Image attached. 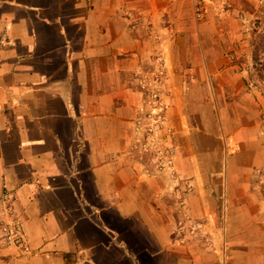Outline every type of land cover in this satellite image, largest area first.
<instances>
[{
  "label": "crops",
  "instance_id": "obj_1",
  "mask_svg": "<svg viewBox=\"0 0 264 264\" xmlns=\"http://www.w3.org/2000/svg\"><path fill=\"white\" fill-rule=\"evenodd\" d=\"M225 1L0 0V234L29 250L0 264H264L260 42ZM156 74L173 182L134 150Z\"/></svg>",
  "mask_w": 264,
  "mask_h": 264
},
{
  "label": "rangeland",
  "instance_id": "obj_2",
  "mask_svg": "<svg viewBox=\"0 0 264 264\" xmlns=\"http://www.w3.org/2000/svg\"><path fill=\"white\" fill-rule=\"evenodd\" d=\"M191 1L194 7V2L193 0ZM234 1L235 4L237 3L241 5V8L237 7L240 15L239 19L241 20L240 23L241 37L242 38L244 36L248 37L249 35V41L250 40L252 41V38L254 37L255 34L257 36V39L259 38L260 43L254 42V51H255L254 53L258 64L256 65V67L252 66L254 71H252L253 78H252V82H250L249 84V88L255 90L256 92H258V95L261 94V96L264 97V45L261 44V42L264 43V0H254L257 2L255 5L251 4L247 0H234ZM207 4H208L209 13L207 16L204 17V19L202 18L200 20H205L207 19V17L211 16L212 8L214 7V5L218 6L217 7L218 11L216 12V14H218L219 16H226L227 13H229L228 10L233 9V7H229V4H233V2L225 1V0H208ZM242 41L243 40H240V42ZM148 79L154 80L155 78L153 76H149ZM251 83H253L254 85L251 86ZM142 91L144 92L145 102H146L148 97V92L145 93V90ZM145 110H147L146 106L145 108L144 107L142 108L141 115L139 116V118L145 117V113H146ZM136 120L134 121L135 122L134 130L135 133L138 135L139 140L138 143L134 145L135 152H137L140 157L150 158V163L152 164L151 166L157 172V176H160V172L163 173L164 171H166L169 173L168 175L170 176V180L172 182L176 181L179 175L176 173L174 168L175 165L174 159L176 158L175 153L170 152V154H168L163 148L162 146L163 143L161 141V138L158 136L159 134L157 135L158 131L156 129L157 128L156 124L153 123L154 125L153 127L151 126L140 127L136 123ZM159 126L161 125L159 124ZM148 128H155L154 132L153 133L147 132L146 129ZM262 173L264 175V171H262ZM189 192L190 191L187 190V194H189ZM184 220L190 223V225L193 224L191 223L192 219L189 220L188 216H186ZM194 223L195 224L192 225L191 229L193 228L195 229V226L198 224H203L202 222H195V221ZM203 226L205 227L204 224ZM191 229H187V230H191ZM196 231L199 233L204 232L209 236V233L205 228L196 229ZM180 234H181L180 237H182L183 232H181Z\"/></svg>",
  "mask_w": 264,
  "mask_h": 264
},
{
  "label": "built area",
  "instance_id": "obj_3",
  "mask_svg": "<svg viewBox=\"0 0 264 264\" xmlns=\"http://www.w3.org/2000/svg\"><path fill=\"white\" fill-rule=\"evenodd\" d=\"M194 2V11L198 19H202L208 15V0H193ZM155 79H148L149 76L143 78L141 88L145 90V93L148 92V97L146 100L145 117L138 118L136 123L140 127H153V123L156 124V129L158 131L157 135L165 129L167 132H171L170 129L165 128L166 123V114L168 111V105L164 100V93L162 91V78L158 74L153 76ZM254 84L251 83V86ZM144 93V92H143ZM146 123V124H144ZM159 124L161 126H159ZM155 128L146 129L147 132L153 133ZM140 130V129H139ZM204 228L203 224H198L195 226V229ZM2 244L12 245L14 247L20 248L24 252H29L28 248L25 245L24 236L22 233L15 227L6 226L0 234V246Z\"/></svg>",
  "mask_w": 264,
  "mask_h": 264
},
{
  "label": "trees",
  "instance_id": "obj_4",
  "mask_svg": "<svg viewBox=\"0 0 264 264\" xmlns=\"http://www.w3.org/2000/svg\"><path fill=\"white\" fill-rule=\"evenodd\" d=\"M261 44H262V45H264V43H263V42H261Z\"/></svg>",
  "mask_w": 264,
  "mask_h": 264
}]
</instances>
